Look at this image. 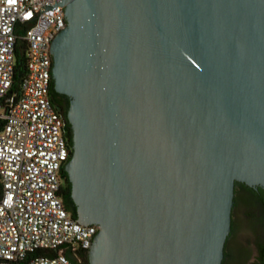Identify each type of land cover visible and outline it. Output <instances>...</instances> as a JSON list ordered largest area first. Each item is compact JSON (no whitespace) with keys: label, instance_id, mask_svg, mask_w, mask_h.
Segmentation results:
<instances>
[{"label":"water","instance_id":"water-1","mask_svg":"<svg viewBox=\"0 0 264 264\" xmlns=\"http://www.w3.org/2000/svg\"><path fill=\"white\" fill-rule=\"evenodd\" d=\"M53 91L87 264H221L234 183L264 191V0H60Z\"/></svg>","mask_w":264,"mask_h":264},{"label":"built area","instance_id":"built-area-1","mask_svg":"<svg viewBox=\"0 0 264 264\" xmlns=\"http://www.w3.org/2000/svg\"><path fill=\"white\" fill-rule=\"evenodd\" d=\"M54 1L0 0V264H80L97 231L59 196L70 148L49 100V47L65 19L60 6L39 12ZM17 57L23 74L9 94Z\"/></svg>","mask_w":264,"mask_h":264},{"label":"trees","instance_id":"trees-1","mask_svg":"<svg viewBox=\"0 0 264 264\" xmlns=\"http://www.w3.org/2000/svg\"><path fill=\"white\" fill-rule=\"evenodd\" d=\"M22 74H23V60L17 57L16 62H15V74H14L13 84H12L11 89L9 90V94L13 92H17V83H18L17 80ZM60 97H62V95L55 93L53 91V84L51 80L50 88H49V100H50L51 105L54 107L55 111L61 117V120L63 122V130L65 133V139H66V142L71 152L72 134H71L70 125L68 124L67 119H66V111L68 108V102L63 103ZM69 156H70V153H69ZM61 177L64 179V184L61 185L59 196L61 198L64 209L68 212L71 218L76 220L75 206L70 198V183L68 182L66 174L63 171V169L61 170ZM239 186L245 189L246 191L245 195L242 196L239 194V192L237 191V188ZM241 202L248 204V205L257 203L260 207L261 215L264 219V191L256 187L251 188V187H247L246 185L242 183L235 182L234 188H233V205H234L233 207H236ZM247 224L249 225L250 229H252L251 223L248 222ZM232 231H233V227H232V220H231L230 232L227 236L226 243L224 246L223 258H222L221 264H229V260L231 257V249L228 250L229 249L228 242L232 235ZM248 253L249 252L244 248L239 249L238 256H239L240 264H244V262L247 260ZM81 256L83 257V259H85L87 257V254H82ZM253 264H264V246L263 245H261L258 248V256L255 259V262Z\"/></svg>","mask_w":264,"mask_h":264},{"label":"flooded vegetation","instance_id":"flooded-vegetation-1","mask_svg":"<svg viewBox=\"0 0 264 264\" xmlns=\"http://www.w3.org/2000/svg\"><path fill=\"white\" fill-rule=\"evenodd\" d=\"M61 101L63 103L68 102V98L64 95H62ZM62 184H64V179L62 178ZM237 191L239 192L240 195H245L246 191L243 187H238ZM234 206V205H233ZM232 206V210H231V215H232V211H233V207ZM240 209H241V213L242 216L246 219V222H250L252 225V238L250 240L249 245L246 246H241V248L246 249L249 253H248V258L247 260L244 262V264H253L255 262V259L258 256V248L263 245L264 246V219L261 215V211H260V207L257 203L252 204V205H248L245 203H240ZM259 225L260 229H261V233L258 234L254 231V225ZM72 259L75 260L74 257H72ZM80 264H87V257L85 259H83V257H80ZM240 264V262L238 263Z\"/></svg>","mask_w":264,"mask_h":264},{"label":"rangeland","instance_id":"rangeland-1","mask_svg":"<svg viewBox=\"0 0 264 264\" xmlns=\"http://www.w3.org/2000/svg\"><path fill=\"white\" fill-rule=\"evenodd\" d=\"M2 110L0 109V113ZM232 235L229 239V249H231V257L229 260V264H238L239 263V256L238 251L241 246L249 245L250 240L252 238V231L249 225L246 222V219L242 216L240 204L233 208L232 215ZM254 231L258 234L261 233V229L259 225H254Z\"/></svg>","mask_w":264,"mask_h":264}]
</instances>
